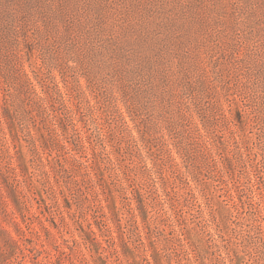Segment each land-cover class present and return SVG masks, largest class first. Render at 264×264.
I'll use <instances>...</instances> for the list:
<instances>
[{"label": "rangeland", "instance_id": "1", "mask_svg": "<svg viewBox=\"0 0 264 264\" xmlns=\"http://www.w3.org/2000/svg\"><path fill=\"white\" fill-rule=\"evenodd\" d=\"M0 264H264V0H0Z\"/></svg>", "mask_w": 264, "mask_h": 264}, {"label": "trees", "instance_id": "2", "mask_svg": "<svg viewBox=\"0 0 264 264\" xmlns=\"http://www.w3.org/2000/svg\"><path fill=\"white\" fill-rule=\"evenodd\" d=\"M65 147V146H64ZM188 243V242H187ZM102 244V243H101Z\"/></svg>", "mask_w": 264, "mask_h": 264}]
</instances>
